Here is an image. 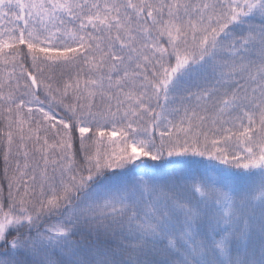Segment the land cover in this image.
I'll return each mask as SVG.
<instances>
[{"label":"snow or ice","instance_id":"6c2138e0","mask_svg":"<svg viewBox=\"0 0 264 264\" xmlns=\"http://www.w3.org/2000/svg\"><path fill=\"white\" fill-rule=\"evenodd\" d=\"M0 264H264V0H0Z\"/></svg>","mask_w":264,"mask_h":264}]
</instances>
